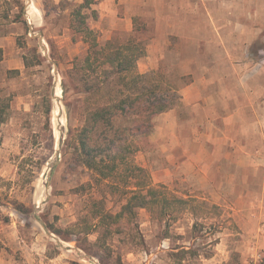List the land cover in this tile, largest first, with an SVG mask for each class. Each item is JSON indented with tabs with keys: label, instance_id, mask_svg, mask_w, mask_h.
Instances as JSON below:
<instances>
[{
	"label": "rangeland",
	"instance_id": "rangeland-1",
	"mask_svg": "<svg viewBox=\"0 0 264 264\" xmlns=\"http://www.w3.org/2000/svg\"><path fill=\"white\" fill-rule=\"evenodd\" d=\"M97 1L99 18L90 26L100 41L136 32L144 43L139 73L153 66L181 77L189 60L221 73L229 56L239 70H260L264 82V0H150L149 6H142L146 0ZM79 2L0 0V99L10 105L0 126V264H100L96 255L109 264H264L261 167L251 173L205 153L200 163L189 159L167 139L171 122L160 123L159 116L133 162L168 199L186 204L137 209L133 220H122L120 231L102 241L101 230L82 233L86 222L97 221L95 201L115 215L125 200L123 183L116 191L68 164L69 139L82 118L77 110L67 112L61 81L87 48L70 29V11ZM166 17L175 20L173 35L168 45L154 44L166 34L156 29ZM40 55L41 65L25 68L24 58ZM77 97L72 91L67 96ZM169 112L182 122L189 151L192 109L182 104ZM207 144L201 151L212 150Z\"/></svg>",
	"mask_w": 264,
	"mask_h": 264
},
{
	"label": "trees",
	"instance_id": "trees-1",
	"mask_svg": "<svg viewBox=\"0 0 264 264\" xmlns=\"http://www.w3.org/2000/svg\"><path fill=\"white\" fill-rule=\"evenodd\" d=\"M79 1L70 11V29L87 48L83 56L73 60L61 81L67 112L77 110L82 118L81 126L69 139L72 152L68 164L91 171L96 183H106L116 191L120 183L124 184L120 195L125 203L119 213L105 212L95 201L97 221L86 222L81 229L85 235L101 230L98 240L102 241L120 231L117 226L122 220H133L137 209L186 204L168 199L167 193L153 186L148 172L133 162L139 144L153 134L155 119L182 105L179 90L186 83H182L183 77L160 70L139 73L137 63L146 56V49L136 32L125 34L122 40L100 41L90 26L99 18L94 9L98 1ZM42 61L45 58L41 55L35 61L26 57L24 66H39ZM70 91L79 96L77 100L67 98ZM9 110L6 100L0 99V126L8 120ZM96 256L100 264H109Z\"/></svg>",
	"mask_w": 264,
	"mask_h": 264
},
{
	"label": "crops",
	"instance_id": "crops-1",
	"mask_svg": "<svg viewBox=\"0 0 264 264\" xmlns=\"http://www.w3.org/2000/svg\"><path fill=\"white\" fill-rule=\"evenodd\" d=\"M142 4L149 6L152 2L146 0ZM160 4L158 1L157 9ZM172 12L174 13L173 8L170 7L169 15ZM175 24L174 19L173 21L167 17L159 19L156 29H164L166 34L164 38L159 36L160 38L153 39L152 43L168 45V39L173 35L170 31L176 28ZM211 28L214 29L213 23ZM157 60L159 61V58ZM223 62L227 70L221 73L205 67L199 60L194 62L189 60V68L181 71V77H190V80L182 85L179 93L182 104L192 109L188 123L192 149L188 151L185 148V140L180 134L183 124L176 122L174 112L159 115L158 122H171L169 124L171 132L168 133L167 139L174 148L182 150L185 156L189 153V159L194 158V161L200 163L197 159L205 153V157L220 158L237 168H248L251 173L261 167L259 170L263 175L264 82L261 83L259 80L263 73L254 69L239 70L229 56L224 58ZM150 68L154 69L153 66ZM207 143L212 145V150L201 151L203 145ZM213 163L215 164L212 161ZM261 185L264 186V178Z\"/></svg>",
	"mask_w": 264,
	"mask_h": 264
},
{
	"label": "water",
	"instance_id": "water-1",
	"mask_svg": "<svg viewBox=\"0 0 264 264\" xmlns=\"http://www.w3.org/2000/svg\"><path fill=\"white\" fill-rule=\"evenodd\" d=\"M29 6V5H28ZM25 17V19H27V17H26V15L24 16ZM42 39V38H41ZM40 39V42H42V40ZM50 60V59H49ZM50 62H51V60H50ZM52 63V65L54 66V68L56 69V64H54L53 62H51ZM56 81H58V78H56Z\"/></svg>",
	"mask_w": 264,
	"mask_h": 264
}]
</instances>
